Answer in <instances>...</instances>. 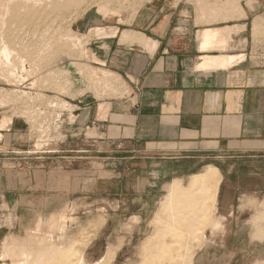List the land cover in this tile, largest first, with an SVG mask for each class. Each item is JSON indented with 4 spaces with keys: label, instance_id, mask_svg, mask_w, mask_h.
I'll return each mask as SVG.
<instances>
[{
    "label": "rangeland",
    "instance_id": "374dc122",
    "mask_svg": "<svg viewBox=\"0 0 264 264\" xmlns=\"http://www.w3.org/2000/svg\"><path fill=\"white\" fill-rule=\"evenodd\" d=\"M8 1L4 5L8 6V12L0 5V8H4V12L1 13L2 8L0 11L4 14L3 24L0 22V37L9 41L15 51L27 60L28 68L31 66L34 73L29 69V77L22 83H14L0 74V119L10 121L14 117L23 124H29L35 135V149H53L55 155L62 150V124H76L81 108L127 95L129 86L126 80L115 72L111 75L106 72L114 88L106 85L101 70L90 78L93 67L110 70L102 66L96 56L93 59L87 57L88 52H94L93 42L100 38L93 37L92 28L125 24L126 16L155 2H166L172 6L187 5L197 15V22L203 24L198 19L197 0ZM254 1L199 2L205 7L206 16L212 18V21L204 23L233 24L245 17L241 16L242 9L253 7ZM55 3L64 5L57 6V10ZM26 14L33 19H17ZM261 21L263 19L259 16L254 18V32L264 30V22ZM239 28L233 27L235 32ZM222 30L221 34L225 35L233 32L227 27ZM66 33L74 36L73 42L64 39ZM49 130L54 142L46 146L45 138L49 137ZM86 133L87 136L95 134L90 129ZM90 145L86 143L83 148L89 150ZM102 149L98 163L101 169L95 174L92 172L93 161L81 158L73 163L79 168L73 180V190L77 192H71L69 200L61 205H65L74 218L65 223V234H53L56 238L52 237V243L47 246L49 248L43 250L45 264H70L67 260L74 258L76 262L80 255L89 264H264V175L250 174L259 171L257 168L261 169L260 162L244 160L239 167L235 165L233 175L224 177L222 181L221 171L215 167L220 161L216 160L207 168L220 171L213 194L212 189H204L206 183H201L196 178L198 175L188 176L203 167L198 166L191 172L174 176L170 171L179 163L153 161L148 167L147 162L136 159L130 164L121 158L125 154L109 147ZM181 165L184 166V163ZM193 166L189 164L184 168L190 170ZM83 167L84 170L80 169ZM238 168L242 172L240 177L234 176ZM245 171L246 175L243 174ZM237 179L252 188L250 191H233L229 198L227 184ZM234 188H237V184ZM61 205L46 214L40 213L42 219L46 220ZM213 220L220 223L217 227L219 232L210 230ZM11 221L12 216L7 212L5 223L10 225ZM15 233L23 236L27 234V229ZM0 264H10V261L0 260Z\"/></svg>",
    "mask_w": 264,
    "mask_h": 264
},
{
    "label": "crops",
    "instance_id": "0c3cea01",
    "mask_svg": "<svg viewBox=\"0 0 264 264\" xmlns=\"http://www.w3.org/2000/svg\"><path fill=\"white\" fill-rule=\"evenodd\" d=\"M253 4L237 23L201 24L187 5L155 2L126 16L125 24L116 22L120 24L114 25L119 27L116 35L97 36L95 56L124 77L127 95L105 99L109 107L104 118H97L96 103L81 108L76 124H62L59 154L29 153L35 141L30 125L14 117L2 124L0 239L24 230L37 212L46 214L68 201L70 193L77 192L73 180L79 168L73 163L81 158L93 161L95 174L101 169L103 147L125 154L121 158L130 164L136 159L148 167L153 161L179 163L170 171L174 176L203 167L188 175L197 176L216 160L222 181L244 160L260 162L261 169L250 174L263 176L264 60L257 62L248 54L252 48L264 50V39L257 40L264 38V30L253 31L256 16L264 22V0ZM235 26L240 27L238 32ZM226 27L233 31L231 39L222 34L203 40L199 34ZM227 54L245 56L230 63ZM87 129L95 134L87 136ZM86 143L91 144L89 150L83 148ZM189 164L194 166L184 168ZM235 175H242L240 168ZM227 186V193L252 188L238 179ZM7 212L10 225L5 223Z\"/></svg>",
    "mask_w": 264,
    "mask_h": 264
},
{
    "label": "bare ground",
    "instance_id": "6f19581e",
    "mask_svg": "<svg viewBox=\"0 0 264 264\" xmlns=\"http://www.w3.org/2000/svg\"><path fill=\"white\" fill-rule=\"evenodd\" d=\"M8 0H0V5L3 6L4 8H2V11H1V8H0V11L1 13L4 12L3 9L5 11L8 12V6H4L6 5L7 3L9 4L10 1ZM33 1V0H32ZM36 0H34L35 2ZM44 1V0H43ZM72 1V0H71ZM200 0H197L196 1V11L198 12V19L204 23V21H212V18L211 16H208L209 20L206 19V14L208 13H205L204 11L205 10V7H202L200 2ZM5 2H7L5 4ZM26 2V1H25ZM58 2V1H57ZM73 2V1H72ZM103 2V1H102ZM16 3V2H15ZM40 3V2H39ZM60 3V2H59ZM58 3V4H59ZM26 4V3H25ZM44 4V3H43ZM57 3L54 4V7H61L63 6L64 4L62 5H58ZM12 5V4H11ZM40 5V4H39ZM20 6V5H19ZM23 6V5H22ZM43 6V5H42ZM16 7V6H15ZM32 7V6H31ZM57 7V10L58 8ZM14 8V7H13ZM40 8V7H39ZM42 8V7H41ZM240 8V7H239ZM43 9V8H42ZM65 9V8H63ZM62 9V11H63ZM211 9H213L211 7ZM221 9V8H220ZM14 10V9H13ZM110 10V9H109ZM24 11V10H23ZM6 12V13H7ZM11 12V11H10ZM107 12V10H106ZM242 13V17L245 16V12H244V9H242L241 11ZM0 13V22H2L3 24V15ZM43 13V12H42ZM46 13V12H45ZM44 13V14H45ZM57 13V11L55 12ZM33 14V13H32ZM47 14V13H46ZM36 15V14H35ZM40 15V14H39ZM39 15L37 16L39 18ZM42 15V14H41ZM16 16V15H15ZM34 16V15H33ZM36 17V18H37ZM54 17V16H53ZM3 18V19H2ZM47 18V16L45 17ZM49 18V16H48ZM15 19V18H14ZM17 19L20 21L26 19L28 21H30L31 19H33L31 16H27L24 15L22 17H17ZM52 19V18H51ZM226 19V18H225ZM258 19V18H257ZM40 20V19H39ZM42 20H45V19H42ZM35 21V20H34ZM47 21V20H46ZM13 22V21H12ZM5 23V22H4ZM19 23V22H18ZM253 27H255V22H253ZM1 24V23H0ZM13 24V23H12ZM17 24V23H16ZM14 25V24H13ZM18 25V24H17ZM9 26V25H8ZM114 26V25H113ZM27 27V26H26ZM43 28V27H42ZM102 28V27H101ZM101 28H98V27H94L91 29V31H93V37H97V36H100L101 34H106V35H116L118 33V28L117 27H111V28H106V29H101ZM1 29V28H0ZM16 29V28H15ZM6 30V29H5ZM47 30V29H46ZM45 30V31H46ZM1 31V30H0ZM36 31V30H35ZM39 33V32H38ZM223 33V30L221 31V29L219 28H211V29H203L199 32L201 38L203 40H207V39H210V38H218V37H222V34ZM5 34V33H4ZM44 34V32H43ZM53 34V33H52ZM231 31L230 32H227V34H223L225 35L224 38H228V39H231ZM51 35V34H50ZM73 35V34H72ZM125 35V34H123ZM128 35V34H127ZM126 35V36H127ZM1 36V35H0ZM6 37V36H5ZM44 37V36H43ZM46 37V36H45ZM57 37V36H56ZM60 37V36H59ZM66 38L64 39H67L69 40V42L71 40H73L71 35L69 36L68 33H66ZM76 37V36H75ZM101 37V36H100ZM123 37V36H122ZM10 38V37H9ZM124 38V37H123ZM16 39V38H15ZM213 39V41L215 40ZM221 39V38H220ZM12 40V39H11ZM78 40V39H77ZM201 40V39H200ZM61 41V40H60ZM212 41V40H211ZM221 41V40H220ZM44 42V41H43ZM68 42V41H67ZM68 42V43H69ZM73 42V41H71ZM76 42V40H75ZM209 42V41H208ZM42 43V42H41ZM78 43V41H77ZM134 43V42H133ZM205 44V42H203ZM207 43V42H206ZM211 43V42H210ZM214 43V42H213ZM216 43V42H215ZM222 43V42H221ZM227 43V42H226ZM47 44V43H46ZM203 44V45H204ZM209 44V43H208ZM40 45V44H39ZM44 45V44H43ZM59 45V44H58ZM81 45V44H80ZM79 45V46H80ZM212 44H210L209 47H211ZM214 45V44H213ZM226 45V44H225ZM47 46V45H46ZM70 46V45H69ZM76 45H74L75 47ZM220 46V45H219ZM45 47V46H44ZM213 47V46H212ZM218 47V45L216 46ZM40 48V47H39ZM38 48V49H39ZM48 48V47H47ZM77 48V46H76ZM204 48H206L204 46ZM203 48V49H204ZM37 49V50H38ZM46 49V48H45ZM51 49V48H50ZM221 49H222V46H221ZM257 48H252L251 50H249V58H251L252 60H255V61H260L261 60V54L258 53V52H253L255 51ZM37 50H35L37 52ZM42 51V49H40ZM80 53V52H79ZM28 54V53H27ZM39 54V52H38ZM44 54V53H43ZM42 54V55H43ZM228 55V54H227ZM245 55L244 54H240L239 56L237 55H234V56H231V55H228V59L229 61L227 62H234V60H238V59H242ZM45 57V56H44ZM87 57L88 58H95V54L94 52H91V53H87ZM223 57H221V60H222ZM226 58V57H225ZM30 59V58H29ZM40 59V58H39ZM224 59V58H223ZM95 60V59H94ZM225 61V60H224ZM37 63V62H36ZM229 63V64H230ZM38 64V63H37ZM225 64H226V61H225ZM224 65V64H223ZM33 66V64H32ZM38 66V65H37ZM40 66V65H39ZM38 68V67H37ZM31 69V66L30 68H28V62L26 59H24L23 57H21L17 51H15V49L9 44V41L7 42L6 40H4V38H1L0 37V74H3V76L5 78H9L11 80L14 81V83H19V82H23L24 80H26L27 76L29 77V74H30V70ZM86 69V68H85ZM38 70V69H37ZM81 70V69H80ZM101 70V73H102V79L105 80L106 82V85H111L112 87L114 86L112 82H110L108 80V76L111 75V73L113 71H110V70H105L104 68H100V67H93L92 70H90L91 74H90V78L93 77V75L96 76V73H98V71ZM33 71V69H31V72ZM38 72V71H37ZM40 72V71H39ZM108 72V74L106 73ZM34 73V71H33ZM48 73V72H47ZM32 74V73H31ZM39 74V73H38ZM80 74V73H79ZM86 74H87V71H86ZM32 76V75H31ZM33 77V76H32ZM36 77V76H35ZM40 77V76H39ZM36 79V78H35ZM98 79V77H97ZM95 80V79H94ZM32 84V83H30ZM105 85V86H106ZM108 88V87H106ZM114 88V87H113ZM24 92V91H23ZM22 92V93H23ZM108 107H109V104L108 103H99L98 104V115H97V118H103L105 117V114L108 110ZM8 119L7 118H3V119H0V126H2V124H7L8 123ZM4 126V125H3ZM1 128V127H0ZM49 150V149H48ZM198 174V173H197ZM199 179V181L202 183H206V187H204V189H208V190H213V194L217 188V184H218V181H219V176H218V170L216 168H212L210 167L206 172H204L203 174H199L198 177H196ZM202 186V185H201ZM171 187V186H170ZM206 189V190H207ZM173 191V189H172ZM190 192V191H188ZM170 194V193H169ZM231 191H230V194H229V198H231ZM228 197V196H226ZM228 199V198H227ZM73 210V209H72ZM38 213V212H37ZM36 213V216H34V219H32V221L29 223V225L27 224V234L26 235H23L21 236L20 234H17V233H9L7 235H5L3 238H2V241H1V247H2V252L0 253V260H6L8 259L10 261V264H45V260L46 258L44 257V253H43V250L45 249H48L47 246L52 243V237L53 236H56L57 234L58 235H63L65 234L64 233V227L65 226V223L67 221H72L73 218L72 216L68 213V210H67V207L65 205H63L61 208H59L56 212L54 213H50L48 218L46 220H43L41 217V214ZM220 224V223H219ZM218 220H213L210 224V230H212L213 232H219L217 227H218ZM26 232V230H25ZM56 235H53L55 234ZM60 237V236H59ZM56 238V237H53V239ZM0 250V251H1ZM65 255V254H63ZM61 258V257H60ZM64 258V257H63ZM61 260H63L61 258ZM47 263V262H46ZM67 263H70V264H89V263H86L84 258H82V256L80 255V258H78V260L76 262H74V258H70L69 260H67ZM61 264V263H60ZM91 264V263H90Z\"/></svg>",
    "mask_w": 264,
    "mask_h": 264
},
{
    "label": "built area",
    "instance_id": "2783aa9c",
    "mask_svg": "<svg viewBox=\"0 0 264 264\" xmlns=\"http://www.w3.org/2000/svg\"><path fill=\"white\" fill-rule=\"evenodd\" d=\"M253 52H258V53H260L261 54V61H263L264 60V50H260V49H256L255 51H253ZM50 125V124H49ZM53 125V124H52ZM52 125H51V127H52ZM54 126V125H53ZM46 127V126H45ZM51 127H50V129H51ZM47 128V127H46ZM52 135V133L50 134V130H49V137H46L45 138V145L46 146H48V143H50V142H54V136H51ZM45 151H47V152H55V150H53V149H46V150H36L35 149V141H34V144H33V146H32V149L30 150V152L29 153H31V154H38V153H40V152H45Z\"/></svg>",
    "mask_w": 264,
    "mask_h": 264
}]
</instances>
